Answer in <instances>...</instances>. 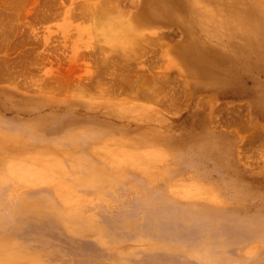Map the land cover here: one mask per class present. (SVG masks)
I'll use <instances>...</instances> for the list:
<instances>
[{
    "label": "rangeland",
    "instance_id": "rangeland-1",
    "mask_svg": "<svg viewBox=\"0 0 264 264\" xmlns=\"http://www.w3.org/2000/svg\"><path fill=\"white\" fill-rule=\"evenodd\" d=\"M228 1L0 0V264H264V0Z\"/></svg>",
    "mask_w": 264,
    "mask_h": 264
},
{
    "label": "bare ground",
    "instance_id": "bare-ground-1",
    "mask_svg": "<svg viewBox=\"0 0 264 264\" xmlns=\"http://www.w3.org/2000/svg\"><path fill=\"white\" fill-rule=\"evenodd\" d=\"M230 1V0H229ZM228 1V2H229ZM227 2V1H226ZM235 4V3H234ZM232 6V5H231ZM249 7H245L243 9L239 10V16L241 17V19L243 21H246L247 24L258 34L263 33L264 34V21L263 19L259 16H255L253 14H251L249 12ZM159 9V8H157ZM166 11V10H165ZM157 13H164L163 11H156ZM234 12V11H233ZM236 12V11H235ZM264 17V16H263ZM125 23L122 24L119 21L116 22H112L111 23V37L109 38V40H118L119 42H124V43H130L132 42V37L130 35L131 29H132V25H127V22H123ZM131 27V28H130ZM254 32V33H255ZM117 43V42H116ZM191 48L189 46H186L184 48V52H185V56L188 57V60L190 61V59H194V56L190 50ZM201 55V53H199ZM190 55V56H189ZM185 58V57H184Z\"/></svg>",
    "mask_w": 264,
    "mask_h": 264
}]
</instances>
